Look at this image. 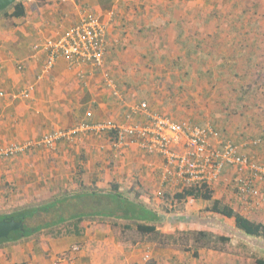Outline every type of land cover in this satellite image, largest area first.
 I'll list each match as a JSON object with an SVG mask.
<instances>
[{
	"label": "crops",
	"instance_id": "obj_1",
	"mask_svg": "<svg viewBox=\"0 0 264 264\" xmlns=\"http://www.w3.org/2000/svg\"><path fill=\"white\" fill-rule=\"evenodd\" d=\"M171 2L22 0L23 16L11 17V11L0 14V149L23 148L0 158V216L51 203H55L53 209L37 212L25 221L94 214L110 201L115 185L123 196L163 217L158 227L161 233L189 231L192 227L187 225L196 224L193 217L169 216L173 210L166 200H174L167 197L181 192L185 183L166 174L164 157L147 151L150 139L133 134L120 139L118 131L135 125L147 127L153 116L178 122L170 111L175 105L173 94L178 91L168 85L172 93L161 92L156 85L159 81L154 80L176 78L182 85L193 79L190 62L201 63L199 80L214 81L210 86L201 85L202 90L207 87L206 95L216 94L219 88L226 93L242 91L243 85H234L235 79H263L264 41L255 44L251 39L243 51L237 41L222 38L213 44L199 37L194 40L188 26L175 17L178 3L174 9L165 5ZM88 16L97 18L105 31L107 46L101 67L71 62L51 49ZM179 63H184L181 70ZM247 94L241 92L235 104ZM249 94L245 105L251 110L244 113L243 121L227 123L226 117L218 120L204 114L192 125L218 131L239 146L241 154L264 166V143L254 144L264 135V115L253 103L260 97L264 103V89H251ZM235 108L238 106L231 107ZM60 132L66 135L51 146L43 143V138ZM210 144L217 148L218 140L210 139ZM236 174V168H224L222 181L211 186L214 197L224 199L240 215L262 222L264 208L245 214L239 199L223 182ZM194 203L198 211L208 206L204 201ZM47 214L53 219L46 220ZM203 221L224 225L229 231L225 235L248 239L218 219ZM110 222L98 217L78 224L73 221V232L68 234L64 228L59 235L43 233L6 243L0 246V264H247L244 259L227 256L226 260L207 250L195 258L190 252L160 247L141 235L135 239L136 231L113 227Z\"/></svg>",
	"mask_w": 264,
	"mask_h": 264
},
{
	"label": "rangeland",
	"instance_id": "obj_2",
	"mask_svg": "<svg viewBox=\"0 0 264 264\" xmlns=\"http://www.w3.org/2000/svg\"><path fill=\"white\" fill-rule=\"evenodd\" d=\"M171 1V3L165 5H171L173 8L174 6H176V3H178L177 9L179 11L177 10L175 17L182 19L185 27L188 26L187 28L189 30V35L194 34V40H197V37H199L206 40V43L213 44L215 43L214 40H219L222 38L225 41H237V44L243 45V47H238L240 50L243 51L246 50V47L244 45L247 43L249 44V41L251 39L254 40L255 44L257 42L264 41V0ZM156 6L155 8H157L158 10L159 7ZM202 46H200V49L202 48ZM178 65L180 66L179 70H181V67L184 66V63H179ZM198 65L199 64H197L196 62H190V69L194 70V74H192L193 79H186V81L182 85H179V83L177 82L179 80H177L176 78L175 80L172 78L160 77L158 78L160 80H154L159 81L156 85L159 86L157 88L161 92L166 91L167 94H171L172 92L168 85L171 86L174 92L176 90L178 91L173 94V103L175 105H172L170 107L172 118L180 123H190L191 125L197 124L196 119L201 120L203 116H205L204 114H208L210 115V117H216L218 120H223V117H226L227 123H229L230 121L231 123H234L237 120L243 121L244 119H246L244 113L247 112V110H251V108L247 109V105H245L246 100H248V97H251L249 96V90L256 89L258 91L262 88L264 89V78L262 79L258 77L248 80L235 79L233 80L234 85L242 84L243 86L240 87L244 88L242 89V91L239 89V92L237 93H226L223 89L219 88L216 94L210 93L209 95H206L204 91H206L207 87L202 90L201 85L207 86V84H209L210 86L213 84L214 81L213 79L199 80V75L197 73ZM199 66L201 68V63ZM208 66L211 65L207 64V67ZM188 85L190 86V89L186 87ZM162 87H164V89H162ZM211 92H213V90H211ZM241 92L248 93L247 98L245 99V96L243 100H239L238 104H235L237 100L236 98L240 96ZM254 96V98H256V94H254ZM258 99V101H253V103H255L254 109L261 110L258 112H261L263 116L264 111H262V109H264V103L262 102L261 97ZM221 101L223 103H220ZM256 102H258L259 105L262 104L263 106H258V103ZM233 105H237L238 108L231 109ZM166 201L168 202L167 206H172L173 210L172 212H170L171 214H169V216L175 217L182 214L186 217L196 218L197 221L194 226L187 225L189 227H192L188 229L189 231H198L200 229L205 230V232H208L212 237L228 236L231 239V242L224 246V251L222 252L213 251L209 249H201L200 251L207 250L211 252H218L219 254H221V257L225 258L226 260L227 256L244 259L247 264H255L256 259L264 258V251H261L264 250L263 242L262 244L260 241H255L249 238L245 239L242 237V235L235 236L237 238H235L233 235H225V233H229V231L227 228H225L224 225L220 223H214L212 221L206 222L205 224V222L203 221H208L211 218H215L220 220V222L222 223H227L231 226H234L233 219L225 220L220 218V216L213 217L212 214H209L205 211V206H203L198 211L194 208L196 206L194 200L188 199L185 202L181 203L177 201ZM71 213H73V210ZM52 214H47V216L45 217L46 220L53 219ZM186 220L189 221V219ZM41 222L38 219L34 221L26 220L25 224L27 226H32ZM262 222H264V220H262ZM200 223H204V225H201ZM201 226H205L206 228H202ZM139 237L140 235L135 232L133 238L139 239ZM239 238H243V240ZM172 249L181 251L176 248Z\"/></svg>",
	"mask_w": 264,
	"mask_h": 264
},
{
	"label": "built area",
	"instance_id": "obj_3",
	"mask_svg": "<svg viewBox=\"0 0 264 264\" xmlns=\"http://www.w3.org/2000/svg\"><path fill=\"white\" fill-rule=\"evenodd\" d=\"M106 46L104 28L97 18L88 16L62 40L54 43L51 49L53 54L58 53L71 62L82 61L101 67ZM118 132L120 139L124 134L147 136L150 139L145 145L147 151L164 157L168 166L166 174L180 178L185 186H212L222 181L225 167L236 168V176L223 182L230 186L232 193L239 199L243 212L250 214L264 208V166L255 164L241 154L239 146L223 138L218 131L153 116L147 127L135 125ZM65 135L62 132L56 133L42 141L51 146L54 140ZM210 139L218 140L217 148L211 146ZM262 143L264 135L254 141V144ZM178 146L182 148L180 151L175 149ZM21 150L23 148L15 146L1 148L0 158L11 157Z\"/></svg>",
	"mask_w": 264,
	"mask_h": 264
},
{
	"label": "trees",
	"instance_id": "obj_4",
	"mask_svg": "<svg viewBox=\"0 0 264 264\" xmlns=\"http://www.w3.org/2000/svg\"><path fill=\"white\" fill-rule=\"evenodd\" d=\"M11 11V17H21L25 14L22 0H18L10 7L0 12V14H7ZM109 198L110 201L99 212L89 215H76L60 217L49 222H41L32 226L25 224L26 218H32L35 213H46L55 207V203L39 208H20L10 215L0 216V220L22 221L24 226L21 230L12 232L8 238L0 239V246L6 243H16L27 240L33 237H39L44 234L59 235L62 229H66V233L73 232V221L75 224L83 222V220L96 219L101 220L111 219L113 227H120L122 230H134L139 235L152 243H156L160 247H171L179 249L183 252H190L193 257L197 258L201 249H209L213 251H224L230 239L226 236L212 237L205 231H175L174 233L164 234L158 230L159 225L163 221V217L159 216L154 211L148 209L143 203L135 202L123 196L118 192L117 186L113 185ZM170 200L179 203L192 199L194 201H204L208 203L205 211L211 214H216L227 219H233L234 227L249 239L264 242V223L248 219L237 213L224 199H217L214 197V190L210 185H190L185 186L181 192L168 196ZM102 203V201H101ZM125 221L124 224L122 222ZM47 230L49 232H47ZM256 264H264V259L258 258Z\"/></svg>",
	"mask_w": 264,
	"mask_h": 264
},
{
	"label": "water",
	"instance_id": "obj_5",
	"mask_svg": "<svg viewBox=\"0 0 264 264\" xmlns=\"http://www.w3.org/2000/svg\"><path fill=\"white\" fill-rule=\"evenodd\" d=\"M18 0H0V12L4 11ZM24 224L22 221L0 220V239H6L8 236L17 230H21Z\"/></svg>",
	"mask_w": 264,
	"mask_h": 264
}]
</instances>
